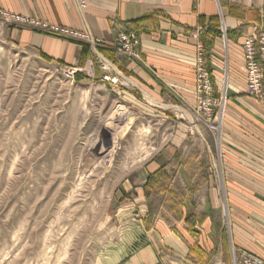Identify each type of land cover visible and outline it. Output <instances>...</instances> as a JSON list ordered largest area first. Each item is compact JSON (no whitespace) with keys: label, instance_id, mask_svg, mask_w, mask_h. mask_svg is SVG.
Returning <instances> with one entry per match:
<instances>
[{"label":"crops","instance_id":"crops-1","mask_svg":"<svg viewBox=\"0 0 264 264\" xmlns=\"http://www.w3.org/2000/svg\"><path fill=\"white\" fill-rule=\"evenodd\" d=\"M86 5L81 8L78 0H0L8 12L109 42L101 53L104 60L96 63L101 72L88 70L90 52L82 58V42L13 26L4 28L5 39L43 62L48 57L61 68H82L76 78L80 87L108 83L132 103L134 112L158 119L168 113V128H178L169 132L170 144L135 169L117 191L124 200L115 207L110 233L92 264H232V250L264 259V103L246 94L243 53L244 38L261 19L264 0H86ZM120 31L139 36L138 60L115 56L112 45ZM196 31L215 95L226 89L228 100L218 153L189 170L175 164L178 146L172 140L187 137L180 125L199 131L194 116ZM114 64L118 73L110 68ZM167 99L168 112L158 105ZM149 178L154 188L161 182L166 191L146 189Z\"/></svg>","mask_w":264,"mask_h":264},{"label":"rangeland","instance_id":"rangeland-1","mask_svg":"<svg viewBox=\"0 0 264 264\" xmlns=\"http://www.w3.org/2000/svg\"><path fill=\"white\" fill-rule=\"evenodd\" d=\"M5 27L11 26L0 24V264H92L124 200L117 191L178 128H168V113L158 119L134 112L108 83L80 87L77 74L72 80L64 67L10 45ZM161 103L168 112V99ZM195 122L199 131L177 123L187 137L172 140L175 164L189 170L219 148L218 133Z\"/></svg>","mask_w":264,"mask_h":264},{"label":"built area","instance_id":"built-area-1","mask_svg":"<svg viewBox=\"0 0 264 264\" xmlns=\"http://www.w3.org/2000/svg\"><path fill=\"white\" fill-rule=\"evenodd\" d=\"M81 8H85L86 0H78ZM0 24L23 27L34 32L58 37L68 41L82 42L90 48V55L87 59L88 70H95L97 62H101L103 57L101 52L109 48V44L89 32H82L74 28L51 24L49 22L14 14L0 8ZM207 28H201V31ZM225 34L226 28H222ZM197 42L195 43L194 71H195V107L194 116L196 121H202L209 126L213 132H217L219 139L222 135L223 117L227 105L226 89L215 95L213 78L206 63V50L200 39V31L194 34ZM113 50L117 58L127 57L138 60L141 55L140 38L134 31H120ZM243 53L246 71V94L259 102L264 103V9L261 19L254 22L250 31L247 32L243 41ZM104 60V59H103ZM69 77L75 80L77 73L83 72L82 68L64 67ZM94 73V72H93ZM105 80L115 82L116 78L104 76ZM226 213V210H224ZM232 264H264V259L244 250H232Z\"/></svg>","mask_w":264,"mask_h":264},{"label":"trees","instance_id":"trees-1","mask_svg":"<svg viewBox=\"0 0 264 264\" xmlns=\"http://www.w3.org/2000/svg\"><path fill=\"white\" fill-rule=\"evenodd\" d=\"M87 55H88V48L87 47H84L82 58L85 59L87 57ZM44 59L46 61H48V62H52L53 61V59L48 58V57H44ZM213 84H214V82H213ZM161 180H166V178L165 177H162ZM160 184H161L160 187L154 188L152 186L153 185V182H151V178H149L147 184L145 185V188L146 189H155L157 193H162V192L166 191V188L163 186L164 184L161 183V182H160ZM151 187H153V188H151Z\"/></svg>","mask_w":264,"mask_h":264},{"label":"bare ground","instance_id":"bare-ground-1","mask_svg":"<svg viewBox=\"0 0 264 264\" xmlns=\"http://www.w3.org/2000/svg\"><path fill=\"white\" fill-rule=\"evenodd\" d=\"M244 21V20H243ZM257 21V20H256ZM17 28H23V27H17ZM25 29H27V28H25ZM208 29V28H207ZM30 30V29H29ZM235 32V31H234ZM39 33V32H38ZM242 33V32H241ZM42 34V33H41ZM229 34V33H228ZM45 35V34H44ZM200 37V36H199ZM241 41V40H240ZM109 43V42H108ZM113 53V52H112ZM87 66V65H86ZM114 86V85H113ZM118 114V113H117ZM111 115V114H110ZM124 120V119H123ZM125 125H126V122L124 123ZM120 125H122V124H120ZM114 126H117L116 124L114 125ZM113 126V127H114ZM112 127V126H111ZM116 129H115V132H116V130H117V127H115ZM123 129V127H118V129ZM109 132V131H108ZM120 132V131H119ZM110 135H111V133H110ZM114 135H115V133H114ZM103 137V136H102ZM116 137L117 136H114V139H116ZM104 140V139H103ZM109 141V140H108ZM115 140H113L112 139V143L114 142ZM88 207V206H87ZM89 208V207H88ZM85 213V212H84Z\"/></svg>","mask_w":264,"mask_h":264}]
</instances>
